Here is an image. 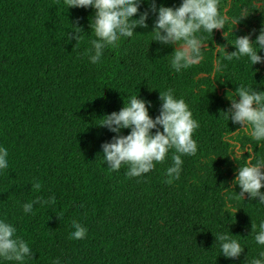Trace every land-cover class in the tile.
I'll return each instance as SVG.
<instances>
[{"label": "trees", "instance_id": "obj_1", "mask_svg": "<svg viewBox=\"0 0 264 264\" xmlns=\"http://www.w3.org/2000/svg\"><path fill=\"white\" fill-rule=\"evenodd\" d=\"M179 3L156 0L157 6ZM148 8L141 0L133 18ZM245 8L248 14L232 25ZM218 11L226 18L224 28L201 31V58L177 73L168 56L178 45L152 40L154 12L147 28L137 26L92 64L85 53L95 38L91 6L0 0V145L8 152V168L0 170V217L29 243L32 257L23 264H248L264 250L250 232L251 221L264 218V205L247 193L241 198L233 182L249 155L253 161L264 157V141L251 140L221 112L238 85L264 90V61L223 59L235 50V36L251 33L254 40L264 24V6L261 11L254 0H218ZM73 24L82 30L77 42L69 38ZM258 54L264 57V51ZM168 88L199 124L192 133L197 151L181 156L179 177L165 173L174 149L138 177L126 176L125 164L109 170L100 146L115 133L99 125L102 116L137 94L151 102L149 115L155 117L158 90ZM36 181L38 190L31 187ZM36 196L55 200L33 203V212L23 213L22 203ZM225 200L237 208L234 214L225 210ZM74 219L86 227L83 239L70 238ZM218 232L241 243L238 257L219 254L213 236Z\"/></svg>", "mask_w": 264, "mask_h": 264}, {"label": "clouds", "instance_id": "obj_2", "mask_svg": "<svg viewBox=\"0 0 264 264\" xmlns=\"http://www.w3.org/2000/svg\"><path fill=\"white\" fill-rule=\"evenodd\" d=\"M149 8L139 13L141 0H66L67 8L84 7L94 10L91 16L89 28L95 38L89 40L90 48L85 50L87 59L92 64L101 61L102 54L107 46H115L121 37L130 38L134 29L139 26L147 28L146 18L149 12L155 13L152 22L154 33L152 40L163 45H178L168 56L171 70L179 73L199 61L200 49L203 41L199 37L201 31L211 33L214 28H224L226 18L218 11V0H180L176 7L157 6L156 0H146ZM259 4L260 10L264 6V0H254ZM248 10L242 9L238 19L246 16ZM74 31L71 37L76 42L81 39V28L73 24ZM251 33L235 36L234 51L224 52L223 59L231 60L233 57L239 59L246 56L250 65L264 61V57L258 54L264 51V24L261 25L254 40H250ZM151 40V41H152ZM205 46V45H204ZM203 46V47H204ZM217 69L222 65L217 61ZM158 90V89H157ZM159 92V112L155 117L149 115L151 102L138 95H130L123 100L122 107L117 111L106 113L102 116L100 126H105L109 131L115 133L110 140L101 143L102 159L106 167L111 171L119 170L121 164L127 165L125 175L138 177L148 173L154 162L164 160L166 153H171V164L165 169V173L172 179L178 178L183 163L182 155H194L197 151V143L192 133L199 124L193 118L191 110L182 97L174 95L171 88ZM229 98L230 105L222 110L231 120L232 124L243 128L251 140L264 141V90H256L251 85H238ZM238 95L239 99L235 98ZM220 112V113H221ZM238 128V129H239ZM122 129H129L127 134H122ZM155 129V131H152ZM8 152L0 145V170L8 168ZM236 159L237 153L232 154ZM216 158V157H215ZM214 158V159H215ZM213 159V160H214ZM264 157L249 155L247 160L239 164L233 182L239 186L238 195L242 198L247 193L249 198H258L257 203L264 205ZM31 187L35 190L40 188L38 181ZM55 196H49L47 200L39 196L25 201L21 205L22 212L31 214L33 203L51 204ZM224 208L230 213H235L237 208L225 200ZM73 231L71 239H83L86 235V227L75 219L71 222ZM257 245H264V218H259V223L251 221V231ZM16 227L7 219L0 217V260L15 261L23 264L26 258L32 257L29 243L17 235ZM215 241L219 244V254L225 258H236L243 251L241 243L229 236L227 232H218ZM59 264V260L52 261ZM248 264H264V250H260Z\"/></svg>", "mask_w": 264, "mask_h": 264}]
</instances>
